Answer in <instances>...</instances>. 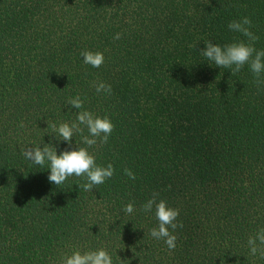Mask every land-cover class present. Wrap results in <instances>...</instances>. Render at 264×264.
Instances as JSON below:
<instances>
[{
	"label": "trees",
	"instance_id": "16d2710c",
	"mask_svg": "<svg viewBox=\"0 0 264 264\" xmlns=\"http://www.w3.org/2000/svg\"><path fill=\"white\" fill-rule=\"evenodd\" d=\"M243 17L264 50V0H0V264L99 248L113 264H264L247 245L264 228V84L199 52L248 43L228 28ZM82 50L103 53L102 66ZM77 95L83 109L67 105ZM81 110L110 119L107 143L55 139L48 125ZM44 146L85 147L114 175L92 191L85 177L57 186L47 162L23 155ZM154 192L179 210L174 250L149 235L158 221L141 205Z\"/></svg>",
	"mask_w": 264,
	"mask_h": 264
},
{
	"label": "clouds",
	"instance_id": "9594fccd",
	"mask_svg": "<svg viewBox=\"0 0 264 264\" xmlns=\"http://www.w3.org/2000/svg\"><path fill=\"white\" fill-rule=\"evenodd\" d=\"M251 26L252 21L249 17L230 21L229 30L243 34L249 42L240 41L220 46L208 40L204 41L205 48L199 52L201 56L216 66L231 69V74L239 72L245 64L249 65L250 71L255 77L254 82L259 86L264 84V80L260 79L261 74L264 73V50H257L253 46L258 37L250 31ZM120 37L121 34L116 33L113 38L120 39ZM195 46L193 45V47ZM80 55L84 64L94 68H99L104 63V56L101 52L82 50ZM94 87L97 93L103 92L110 95L112 92L111 85L102 81L94 82ZM67 105L75 109H83V101L79 95L69 98ZM81 125L87 128L89 135H83L84 128ZM48 126L52 129L51 133L55 134V139L63 140L70 145L74 134L78 133L81 134L83 144L89 147L96 145L97 139H99L100 144L107 143L114 129V125L108 117L94 116L87 110L79 111L75 121L71 124L61 122L59 125L52 123ZM23 155L25 159L40 167H44L47 162L50 170L47 179L57 186L63 184L71 176L85 177L87 182L78 185L84 191H92L94 186L103 184L115 172L111 163L106 167L97 165L95 157L85 147L64 150L59 155L53 147H25ZM123 172L130 179L136 178L135 174L128 168L123 169ZM157 195L158 193L154 192L152 197L141 205V211L148 213L154 210L158 227L149 229V235L156 240H163L169 250H174L177 237L173 233L178 227H183L182 222H177L179 210L169 207L166 201L162 199L157 201ZM123 211L126 214H132L135 208L130 202L124 206ZM169 228L172 229V232L169 231ZM247 245L251 255L259 254L260 258L264 259V228H260L255 236H249ZM60 264H113V262L108 251L99 248L83 253L79 250L73 251L71 255H65Z\"/></svg>",
	"mask_w": 264,
	"mask_h": 264
}]
</instances>
